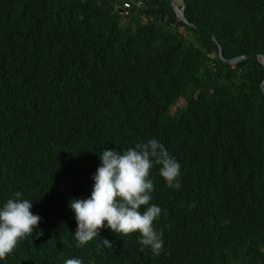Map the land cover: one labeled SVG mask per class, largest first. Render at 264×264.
<instances>
[{"label": "trees", "instance_id": "1", "mask_svg": "<svg viewBox=\"0 0 264 264\" xmlns=\"http://www.w3.org/2000/svg\"><path fill=\"white\" fill-rule=\"evenodd\" d=\"M183 2L227 60L264 56V0ZM263 79L168 0H0V209L19 191L41 218L0 264H264ZM151 139L181 165L179 189L150 171L163 251L106 226L80 246L100 153Z\"/></svg>", "mask_w": 264, "mask_h": 264}, {"label": "clouds", "instance_id": "2", "mask_svg": "<svg viewBox=\"0 0 264 264\" xmlns=\"http://www.w3.org/2000/svg\"><path fill=\"white\" fill-rule=\"evenodd\" d=\"M100 161L101 166L93 177L91 196L69 202L77 222L74 235L78 244H88L106 226L122 236L139 233V243L159 256L163 251V233L154 228V221L159 218L161 209L150 204L154 189L150 171L154 164L160 165L159 175L166 185L179 189L180 163L157 139L137 144L123 153L106 149L100 153ZM14 196L15 199H9L0 209V260L12 253L21 240L32 237L41 220L31 212L33 202L21 199L19 191ZM141 206H147L143 213ZM42 235V230L36 232V238ZM101 247L112 248L113 245L102 239L97 243V248ZM64 264H82V261L72 258Z\"/></svg>", "mask_w": 264, "mask_h": 264}, {"label": "water", "instance_id": "3", "mask_svg": "<svg viewBox=\"0 0 264 264\" xmlns=\"http://www.w3.org/2000/svg\"><path fill=\"white\" fill-rule=\"evenodd\" d=\"M172 6L174 7L176 13L178 14L179 18L181 21H183L186 25L194 28L195 30L199 31L201 34H203L205 37L211 39L212 41H214L215 43L218 44L219 46V51H220V57L222 59V61H224L225 63H227L228 65H235L236 63H239L241 61L244 60H255L258 61L260 64L263 65L264 67V56L263 55H259V54H252V55H244V56H240L231 60H227L223 54V48L221 47V45L219 44V42L216 40L215 37L209 35L208 33L202 31L200 28H198L197 26L189 23L188 19L185 16V12H184V2L183 0H168ZM261 90L264 92V79L260 85Z\"/></svg>", "mask_w": 264, "mask_h": 264}, {"label": "built area", "instance_id": "4", "mask_svg": "<svg viewBox=\"0 0 264 264\" xmlns=\"http://www.w3.org/2000/svg\"><path fill=\"white\" fill-rule=\"evenodd\" d=\"M131 8L130 3H125L124 4V8H123V13H125L126 15H128V10Z\"/></svg>", "mask_w": 264, "mask_h": 264}, {"label": "rangeland", "instance_id": "5", "mask_svg": "<svg viewBox=\"0 0 264 264\" xmlns=\"http://www.w3.org/2000/svg\"><path fill=\"white\" fill-rule=\"evenodd\" d=\"M182 100L179 101V104L181 103Z\"/></svg>", "mask_w": 264, "mask_h": 264}]
</instances>
